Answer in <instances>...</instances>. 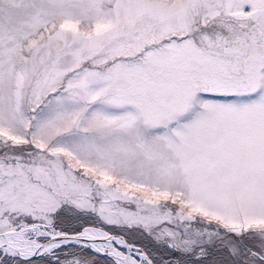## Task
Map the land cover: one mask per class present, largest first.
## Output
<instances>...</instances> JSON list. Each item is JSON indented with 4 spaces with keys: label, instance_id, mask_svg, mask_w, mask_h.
I'll list each match as a JSON object with an SVG mask.
<instances>
[{
    "label": "snow or ice",
    "instance_id": "snow-or-ice-1",
    "mask_svg": "<svg viewBox=\"0 0 264 264\" xmlns=\"http://www.w3.org/2000/svg\"><path fill=\"white\" fill-rule=\"evenodd\" d=\"M0 264H264V0H0Z\"/></svg>",
    "mask_w": 264,
    "mask_h": 264
},
{
    "label": "trees",
    "instance_id": "trees-1",
    "mask_svg": "<svg viewBox=\"0 0 264 264\" xmlns=\"http://www.w3.org/2000/svg\"><path fill=\"white\" fill-rule=\"evenodd\" d=\"M136 242L139 243L140 241L137 239Z\"/></svg>",
    "mask_w": 264,
    "mask_h": 264
},
{
    "label": "rangeland",
    "instance_id": "rangeland-1",
    "mask_svg": "<svg viewBox=\"0 0 264 264\" xmlns=\"http://www.w3.org/2000/svg\"><path fill=\"white\" fill-rule=\"evenodd\" d=\"M133 207V209H134V206H132Z\"/></svg>",
    "mask_w": 264,
    "mask_h": 264
}]
</instances>
